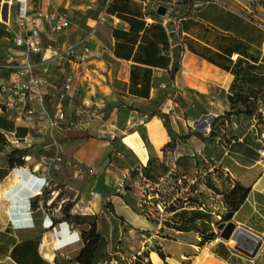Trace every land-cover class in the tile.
<instances>
[{
	"label": "crops",
	"instance_id": "1",
	"mask_svg": "<svg viewBox=\"0 0 264 264\" xmlns=\"http://www.w3.org/2000/svg\"><path fill=\"white\" fill-rule=\"evenodd\" d=\"M4 1L0 264H79L89 224L75 217L101 236L92 264H264V27L233 0H106L89 30L45 26L36 54L16 40L17 14L64 12L59 0ZM84 47L95 68L67 100L66 61ZM202 119L209 133L193 130ZM61 157L76 168L71 197L46 195L37 175ZM141 181L173 184L184 203L154 210ZM228 221L261 239L254 258L202 242Z\"/></svg>",
	"mask_w": 264,
	"mask_h": 264
},
{
	"label": "rangeland",
	"instance_id": "2",
	"mask_svg": "<svg viewBox=\"0 0 264 264\" xmlns=\"http://www.w3.org/2000/svg\"><path fill=\"white\" fill-rule=\"evenodd\" d=\"M21 1L22 4L25 5L24 0ZM105 1L106 0H59V2L55 1L54 3L68 15L74 25L79 26L82 29L89 30L99 21ZM192 1L195 0H155L156 3L166 6H173ZM233 1L234 6L237 9L248 13V15L264 27V0ZM22 10H25V8L23 7ZM86 49L87 48L84 47L85 55L81 54L79 56H75L74 54H71L69 59L66 61V65L69 67L70 76L68 78V84L71 86V90L65 94V96H67V100H76L77 94L74 92L75 90L73 85L76 82L80 85V81L77 79L78 75L79 77L83 75L85 76L88 70L90 71L92 68H95V64L93 63L95 56L91 52H87ZM74 125V121L71 120L69 122V126L73 127ZM75 169L74 163L71 160L67 159L63 162L62 157L60 162L41 168L39 174L37 175H40V177L44 179V193L46 195H50L58 191L60 193L67 194V196H73V194L79 190V186L73 183L75 179ZM139 185L142 189H144V192L151 197L150 202L153 203L154 210L157 208V204L160 206V209H167L166 211H170L172 209H176L177 207H181L184 203L181 198L178 202L171 201L172 197L176 193V188L169 182H164L161 186H155L153 184L147 186L145 181H141ZM156 194H158V196H155ZM54 206L57 207V203H54ZM211 229L215 230L213 232V240L220 241L216 224L211 226ZM81 240L83 241L82 236Z\"/></svg>",
	"mask_w": 264,
	"mask_h": 264
},
{
	"label": "built area",
	"instance_id": "3",
	"mask_svg": "<svg viewBox=\"0 0 264 264\" xmlns=\"http://www.w3.org/2000/svg\"><path fill=\"white\" fill-rule=\"evenodd\" d=\"M40 0H24V3H34ZM215 1V0H212ZM22 3V1H21ZM6 2L4 0L0 1V24L7 25L8 24V14H4ZM16 22L19 26L26 28L28 31L26 32L25 38L17 37V42L20 45H24L27 50L32 53L39 54L43 51V45L41 40V33L45 26L48 28V32L51 35H59L71 27V21L69 20L66 13L61 12L59 10L53 9L48 13H39V14H30L27 10H19V13L16 17ZM87 51V49H86ZM24 75V72L19 71L17 73V78H20ZM40 84L39 79H31L28 85H25L26 89L36 88ZM71 90V86L67 84L65 86L64 93L62 97H65V94ZM60 118L63 119V115H60ZM210 124L208 119H202L193 125V130L201 132V133H209ZM56 160H60L57 158ZM218 241V240H216Z\"/></svg>",
	"mask_w": 264,
	"mask_h": 264
},
{
	"label": "water",
	"instance_id": "4",
	"mask_svg": "<svg viewBox=\"0 0 264 264\" xmlns=\"http://www.w3.org/2000/svg\"><path fill=\"white\" fill-rule=\"evenodd\" d=\"M166 10V7L160 6L157 13L163 16L166 14ZM217 230L221 240L228 242L232 249L249 258H254L262 245L259 237L243 228L237 227L232 221L219 223Z\"/></svg>",
	"mask_w": 264,
	"mask_h": 264
},
{
	"label": "trees",
	"instance_id": "5",
	"mask_svg": "<svg viewBox=\"0 0 264 264\" xmlns=\"http://www.w3.org/2000/svg\"><path fill=\"white\" fill-rule=\"evenodd\" d=\"M4 14L6 15V5L4 8ZM3 141H4V138L0 136V143H2ZM245 194H246V191H243V196H245ZM241 200L242 198L240 199V201ZM65 212H66L65 218H68V219L72 218L69 215V210ZM74 219L79 224H84V223L89 224V228L86 231L82 232V239H83L84 247L81 250L77 258V262L79 264H92L94 260L95 252L101 240V236L97 233L96 224L95 222L91 221V219L86 218V217H75ZM213 238H214V234L207 235L206 237L203 238L202 242L212 240Z\"/></svg>",
	"mask_w": 264,
	"mask_h": 264
}]
</instances>
